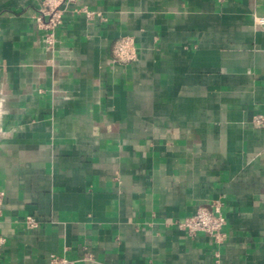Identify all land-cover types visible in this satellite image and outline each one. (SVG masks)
<instances>
[{
    "label": "crops",
    "instance_id": "1",
    "mask_svg": "<svg viewBox=\"0 0 264 264\" xmlns=\"http://www.w3.org/2000/svg\"><path fill=\"white\" fill-rule=\"evenodd\" d=\"M39 3L0 0V264H264V0H78L53 49Z\"/></svg>",
    "mask_w": 264,
    "mask_h": 264
},
{
    "label": "built area",
    "instance_id": "2",
    "mask_svg": "<svg viewBox=\"0 0 264 264\" xmlns=\"http://www.w3.org/2000/svg\"><path fill=\"white\" fill-rule=\"evenodd\" d=\"M78 0H40L36 12V24L44 30V41L48 49L55 46V30L63 21L65 9L70 4L77 3ZM77 13H84L87 17L99 14L85 6L75 7ZM264 21V18L261 19ZM113 55L116 60L127 61L135 57L133 40L129 37L119 39L113 47ZM252 124L264 128V113H256L252 117ZM4 191H0V213L4 200ZM221 202L215 201L211 206L199 205L194 213L177 219L176 226L184 231L188 236L193 237L202 232L208 234L216 243L224 240L226 232L224 226L226 223L225 216L221 209ZM26 223L30 227L38 226L37 220L28 215ZM0 237V242H2ZM46 264H75V261L64 255L52 253Z\"/></svg>",
    "mask_w": 264,
    "mask_h": 264
}]
</instances>
